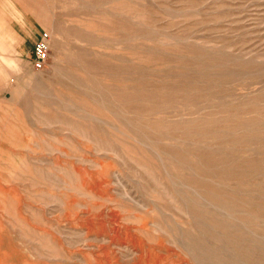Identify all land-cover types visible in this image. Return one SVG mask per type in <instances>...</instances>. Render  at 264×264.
Instances as JSON below:
<instances>
[{
	"label": "rangeland",
	"instance_id": "rangeland-1",
	"mask_svg": "<svg viewBox=\"0 0 264 264\" xmlns=\"http://www.w3.org/2000/svg\"><path fill=\"white\" fill-rule=\"evenodd\" d=\"M0 264H264V0H0Z\"/></svg>",
	"mask_w": 264,
	"mask_h": 264
},
{
	"label": "built area",
	"instance_id": "built-area-1",
	"mask_svg": "<svg viewBox=\"0 0 264 264\" xmlns=\"http://www.w3.org/2000/svg\"><path fill=\"white\" fill-rule=\"evenodd\" d=\"M47 35L44 34L41 36L39 41L35 44L34 50H33V56H34V65L40 69L44 66L46 59L48 57V39Z\"/></svg>",
	"mask_w": 264,
	"mask_h": 264
}]
</instances>
